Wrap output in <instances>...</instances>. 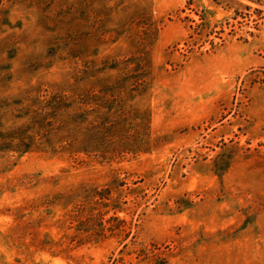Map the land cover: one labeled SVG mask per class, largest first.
Returning a JSON list of instances; mask_svg holds the SVG:
<instances>
[{"label": "rangeland", "instance_id": "374dc122", "mask_svg": "<svg viewBox=\"0 0 264 264\" xmlns=\"http://www.w3.org/2000/svg\"><path fill=\"white\" fill-rule=\"evenodd\" d=\"M0 264H264V0H0Z\"/></svg>", "mask_w": 264, "mask_h": 264}]
</instances>
